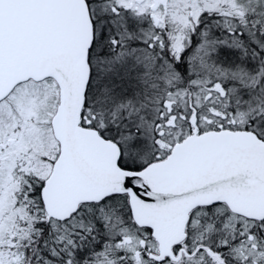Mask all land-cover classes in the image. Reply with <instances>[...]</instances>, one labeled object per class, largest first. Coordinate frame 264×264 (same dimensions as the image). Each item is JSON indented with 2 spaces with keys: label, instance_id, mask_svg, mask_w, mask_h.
<instances>
[{
  "label": "snow or ice",
  "instance_id": "obj_1",
  "mask_svg": "<svg viewBox=\"0 0 264 264\" xmlns=\"http://www.w3.org/2000/svg\"><path fill=\"white\" fill-rule=\"evenodd\" d=\"M0 264H264V0H0Z\"/></svg>",
  "mask_w": 264,
  "mask_h": 264
}]
</instances>
